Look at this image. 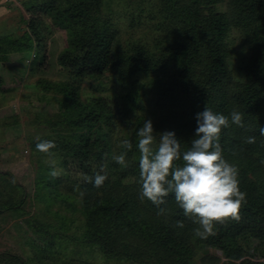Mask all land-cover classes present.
I'll return each instance as SVG.
<instances>
[{"label":"trees","instance_id":"trees-1","mask_svg":"<svg viewBox=\"0 0 264 264\" xmlns=\"http://www.w3.org/2000/svg\"><path fill=\"white\" fill-rule=\"evenodd\" d=\"M150 1L148 17L157 31L150 48L145 44L123 48L117 42L116 23L101 9L102 0L25 1L28 3H22V8L31 10L29 18L21 14L25 30L12 40L8 34L0 35L21 53L37 50L42 35L31 20L33 13L48 16L54 28L66 32L65 46L56 60L70 80L46 82L43 87L61 95L55 123L65 126L67 132L57 133L55 139L43 136L41 141L56 144L51 151L59 156L62 175L81 193V242L96 246L105 258L129 264H192L199 247L222 251L229 260L220 264H259L242 257L250 249L249 238L264 240V136L259 133L264 127L260 118L264 107V0ZM143 8H137V15ZM235 43L239 44L237 50ZM110 68L122 82L131 74L151 75L149 85L159 108L136 119L125 173L109 174L106 170L111 146L101 125L112 129L114 121L106 100L100 96L81 99L78 92V81ZM205 106L226 116L233 109L243 113L245 126L232 124L223 129L220 144L225 159L239 169V187L247 194V202L238 222L218 224L215 235L200 239L193 234L196 225L183 215L174 195L161 205L169 210L166 215H157L155 205L140 200L136 133L150 119L155 133L174 131L181 151H186L195 137L196 114ZM249 136L256 142L246 143ZM101 167L107 180L96 188L86 177H94ZM42 169L47 174L34 180V193L48 206L59 199L54 191L58 178L49 174L51 167ZM127 170L137 174L135 189L124 194L119 187ZM143 208L151 219L144 217ZM3 209L9 207L2 206L0 211ZM177 221L184 227H177ZM232 259L241 260L235 263ZM0 261L29 264L8 253H1ZM216 261L215 256L209 257L210 264Z\"/></svg>","mask_w":264,"mask_h":264},{"label":"rangeland","instance_id":"rangeland-1","mask_svg":"<svg viewBox=\"0 0 264 264\" xmlns=\"http://www.w3.org/2000/svg\"><path fill=\"white\" fill-rule=\"evenodd\" d=\"M25 1L29 0H0V35L8 34V39L12 40L25 30L21 14L31 16V10L22 8V3H28ZM141 5L144 12L137 15ZM151 6L150 0L141 3L138 0H102L101 9L116 23L117 42L123 48L129 49L136 44L151 47L157 34L154 20L148 17ZM31 20L41 30L37 50L21 53L12 49L9 42H4L3 35L0 37V50L6 49L0 51V208L9 207L0 211V254L15 255L28 260L29 264H129L105 258L96 246L81 242L83 216L79 208L82 196L69 177H58L54 186L57 201L46 206L35 198L34 180L47 174L42 169L50 167L47 161L54 159L55 166L60 169L58 154L52 151L49 157L37 151L36 144L43 136L55 139L57 133L67 132L65 126L55 123L59 120L57 103L61 95L45 89L43 84L69 81L70 78L56 60L65 46L66 32L54 28L48 16L42 13H33ZM238 48L239 44L235 43L234 49ZM150 78L151 75L136 73L122 82L110 68L77 82L81 99L103 97L114 115L112 129L101 125L111 146L106 162L109 174L126 172L127 167H121L112 157L125 151L121 142L130 141L136 119L149 114L153 108L159 110L150 89ZM260 118L264 122V107ZM159 134H155L157 143ZM136 174L127 170V178L119 192L127 194L135 189ZM143 212L145 218L151 219L148 210L143 208ZM248 246L250 253L242 258L264 264V240L249 238ZM203 249H195L192 264H210V256L217 258L215 264L229 260L218 249ZM240 260L231 261L238 263Z\"/></svg>","mask_w":264,"mask_h":264},{"label":"clouds","instance_id":"clouds-1","mask_svg":"<svg viewBox=\"0 0 264 264\" xmlns=\"http://www.w3.org/2000/svg\"><path fill=\"white\" fill-rule=\"evenodd\" d=\"M197 127L191 146L181 151V142L174 131H164L156 141L153 122L146 119L139 128V198L150 201L158 209L157 215H166L169 211L161 207L167 203L166 197L174 195L177 206L183 210V215L192 221L196 227L193 234L196 238L207 239L216 234V226L229 220L239 221L240 211L246 204V193L239 187V169L225 159L220 144L223 129L232 124L243 128V113L231 111L229 116L215 113L207 106L196 114ZM259 133L264 136V127ZM246 143H255V137L246 138ZM125 149L112 159L121 167H128L127 152L132 149L128 140L121 142ZM56 148L53 141L43 140L36 144L37 151L51 157L52 149ZM181 161V163H177ZM52 167L49 173L53 178L62 175V169L57 168L56 161H47ZM264 164V160L261 161ZM101 167L94 177H86L93 186L100 188L107 180L101 174ZM177 227L183 228L184 223L177 221Z\"/></svg>","mask_w":264,"mask_h":264}]
</instances>
